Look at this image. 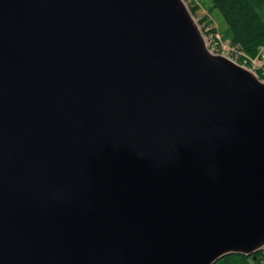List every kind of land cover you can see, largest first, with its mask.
<instances>
[{
    "label": "water",
    "instance_id": "obj_1",
    "mask_svg": "<svg viewBox=\"0 0 264 264\" xmlns=\"http://www.w3.org/2000/svg\"><path fill=\"white\" fill-rule=\"evenodd\" d=\"M188 7L0 0V264L264 249V82Z\"/></svg>",
    "mask_w": 264,
    "mask_h": 264
},
{
    "label": "trees",
    "instance_id": "obj_2",
    "mask_svg": "<svg viewBox=\"0 0 264 264\" xmlns=\"http://www.w3.org/2000/svg\"><path fill=\"white\" fill-rule=\"evenodd\" d=\"M187 1V0H186ZM199 1V0H195ZM212 9H217L227 24V37L242 47L244 52L255 57L264 46V18L254 0H211ZM191 12L195 14L196 6ZM262 253L254 255L229 254L215 264H264Z\"/></svg>",
    "mask_w": 264,
    "mask_h": 264
},
{
    "label": "built area",
    "instance_id": "obj_3",
    "mask_svg": "<svg viewBox=\"0 0 264 264\" xmlns=\"http://www.w3.org/2000/svg\"><path fill=\"white\" fill-rule=\"evenodd\" d=\"M199 21L200 28L202 30V34H204V37L207 42V47L211 49V51L214 54H221L227 57L229 60L234 61L235 63L246 67L250 70V72H253L255 75H257L260 79L264 81V46L259 50L258 54L253 58L251 56H248L241 46L234 44L232 41V48L228 47V43L224 45L223 51H220L218 49V42H216V39L214 38V30L211 28L210 24H207L202 17H199V19H196ZM217 39H219V36L216 35ZM246 57V59H241V57ZM253 58V59H252ZM250 60V62L248 60ZM257 64V66H253V64ZM262 258L264 259V249L261 251ZM264 262V260H263Z\"/></svg>",
    "mask_w": 264,
    "mask_h": 264
},
{
    "label": "rangeland",
    "instance_id": "obj_4",
    "mask_svg": "<svg viewBox=\"0 0 264 264\" xmlns=\"http://www.w3.org/2000/svg\"><path fill=\"white\" fill-rule=\"evenodd\" d=\"M257 4L258 11L261 13V15L264 18V0H254ZM188 8L193 9V6H196L197 9H195V19H199V17H202L207 24L211 25V28H213L214 32V38L216 39V42H218V49L220 51H223L224 45L228 43V47L230 49L233 47L231 39L227 37V24L226 21L223 19L222 14L217 9H212L211 6V0H187ZM216 35L219 36V39H217ZM254 58V57H253ZM252 58V59H253ZM241 59H246V57H241ZM248 60V59H247ZM250 62V60H248ZM253 66H257V64H253Z\"/></svg>",
    "mask_w": 264,
    "mask_h": 264
}]
</instances>
